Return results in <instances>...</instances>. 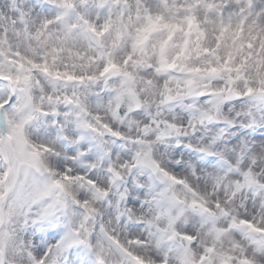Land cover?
<instances>
[{
    "label": "snow or ice",
    "instance_id": "obj_1",
    "mask_svg": "<svg viewBox=\"0 0 264 264\" xmlns=\"http://www.w3.org/2000/svg\"><path fill=\"white\" fill-rule=\"evenodd\" d=\"M0 264H264V0H0Z\"/></svg>",
    "mask_w": 264,
    "mask_h": 264
}]
</instances>
